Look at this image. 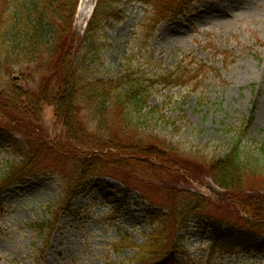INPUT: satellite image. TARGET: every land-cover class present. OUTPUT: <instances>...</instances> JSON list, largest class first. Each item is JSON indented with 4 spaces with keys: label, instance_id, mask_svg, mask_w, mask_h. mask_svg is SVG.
Returning a JSON list of instances; mask_svg holds the SVG:
<instances>
[{
    "label": "rangeland",
    "instance_id": "1",
    "mask_svg": "<svg viewBox=\"0 0 264 264\" xmlns=\"http://www.w3.org/2000/svg\"><path fill=\"white\" fill-rule=\"evenodd\" d=\"M25 1L13 0L8 17ZM175 2L115 0L121 19L107 21L99 33L101 71L117 76L128 68L148 92L150 114L143 128L163 142L157 152L164 162L135 159L154 190L139 191L142 184L136 181L97 176L66 199L65 162L43 159L40 171L0 189V264H135L138 247L157 229L158 251L173 247L175 264H264V184L242 193L252 206L245 209L205 168L227 152L234 130L245 137L246 151H264V0H190L181 14L157 18V12ZM210 6L223 7L204 12ZM89 14L76 12L80 35ZM177 67L183 73L181 85L159 82V75ZM2 82L24 91L30 86L16 68ZM30 109L23 108L19 121L0 117V177L11 162H23L28 151L66 140L54 105L38 103L34 113ZM176 152L182 154L180 163ZM250 167L264 179L262 156L256 154ZM174 193L176 208L191 201L189 194L204 202L186 221L174 222L167 202ZM65 200L72 204L69 210L60 209ZM163 218L162 226L153 221ZM207 219L240 232L254 221L255 243L245 248L215 242Z\"/></svg>",
    "mask_w": 264,
    "mask_h": 264
},
{
    "label": "trees",
    "instance_id": "2",
    "mask_svg": "<svg viewBox=\"0 0 264 264\" xmlns=\"http://www.w3.org/2000/svg\"><path fill=\"white\" fill-rule=\"evenodd\" d=\"M12 2L0 0V117L19 121L23 108L31 106L30 110H35L38 103L54 105L57 117L66 127V140L38 146L28 151L23 162H11L0 177V189L34 175L40 171V161L50 159L59 165L65 162L69 171L65 172L69 180L66 199L82 192L87 179L97 176L123 179L124 183L136 181L142 184V188H137L139 191L145 188L153 191L147 177L138 171L136 166L140 162L135 159L153 157L160 165L164 162L159 160L162 157L158 153L164 147L163 142L143 128L147 126L150 114V108L146 109L148 92L141 79L128 68L117 76H109L100 69L103 55L99 33L107 21L121 19L122 11L115 0L96 1L82 35L75 28L78 0H26L8 17ZM188 2L190 0H177L166 4L156 16L164 20L181 14ZM158 21L154 19L155 23ZM15 68L20 78L30 83L25 91L12 82H5L3 86L2 80L13 74ZM178 72L177 67L176 71L159 75V82L181 85L183 73ZM244 139L239 131H232L227 152L205 164V168L209 178L223 192L231 194L237 206L245 209L250 206L251 209L242 193L245 190L255 192L264 184L261 174L250 167L256 154L264 158V151L259 150L256 154L246 151ZM42 152L48 156H41ZM175 156L176 162L180 163L178 157L182 154L176 152ZM142 163L150 167L145 161ZM189 195L191 201L181 209L176 208L177 194L168 195L174 222L181 218L186 221L187 214L203 204L200 195ZM70 207L72 204L65 200L60 209L69 210ZM187 208L186 212L184 209ZM153 221L159 226L165 222L164 218ZM252 222L246 232L222 229V224L215 219H207L206 224L213 232V241H228L247 248L255 243ZM157 231L148 243L138 247L140 257L135 264H162L166 259L164 264L177 262L170 251L173 247L165 249L164 253L158 251Z\"/></svg>",
    "mask_w": 264,
    "mask_h": 264
},
{
    "label": "bare ground",
    "instance_id": "3",
    "mask_svg": "<svg viewBox=\"0 0 264 264\" xmlns=\"http://www.w3.org/2000/svg\"><path fill=\"white\" fill-rule=\"evenodd\" d=\"M93 1L94 0H80V4H79V8H78L79 14L80 15H88L91 12V9L93 6ZM222 7L223 6H219V7L210 6V7H208V9H205L204 12L209 11L211 14L221 12Z\"/></svg>",
    "mask_w": 264,
    "mask_h": 264
},
{
    "label": "water",
    "instance_id": "4",
    "mask_svg": "<svg viewBox=\"0 0 264 264\" xmlns=\"http://www.w3.org/2000/svg\"><path fill=\"white\" fill-rule=\"evenodd\" d=\"M16 79H18V78H16Z\"/></svg>",
    "mask_w": 264,
    "mask_h": 264
}]
</instances>
